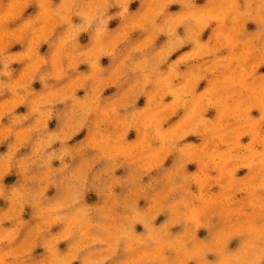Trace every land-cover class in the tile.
Returning a JSON list of instances; mask_svg holds the SVG:
<instances>
[{"label":"rangeland","instance_id":"obj_1","mask_svg":"<svg viewBox=\"0 0 264 264\" xmlns=\"http://www.w3.org/2000/svg\"><path fill=\"white\" fill-rule=\"evenodd\" d=\"M0 264H264V0H0Z\"/></svg>","mask_w":264,"mask_h":264}]
</instances>
